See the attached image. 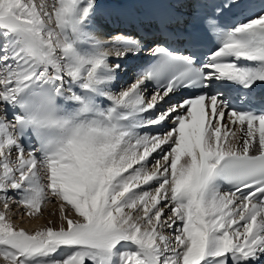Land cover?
I'll list each match as a JSON object with an SVG mask.
<instances>
[{"label":"snow or ice","instance_id":"1","mask_svg":"<svg viewBox=\"0 0 264 264\" xmlns=\"http://www.w3.org/2000/svg\"><path fill=\"white\" fill-rule=\"evenodd\" d=\"M0 204L3 264H264V0H0Z\"/></svg>","mask_w":264,"mask_h":264},{"label":"rangeland","instance_id":"2","mask_svg":"<svg viewBox=\"0 0 264 264\" xmlns=\"http://www.w3.org/2000/svg\"><path fill=\"white\" fill-rule=\"evenodd\" d=\"M54 206L52 204H48L44 206L43 215L38 216L36 218H29L27 216H24L22 212L17 211L16 206L13 204L11 205V211L7 213L9 218L12 220L13 224L18 228H24L26 231L29 229L30 231H34L39 227L45 226L48 219H55V217H52L49 215L53 211ZM3 210L2 204H0V211ZM28 230V231H29ZM29 231V232H30ZM0 264H3L2 261H0Z\"/></svg>","mask_w":264,"mask_h":264},{"label":"bare ground","instance_id":"3","mask_svg":"<svg viewBox=\"0 0 264 264\" xmlns=\"http://www.w3.org/2000/svg\"><path fill=\"white\" fill-rule=\"evenodd\" d=\"M98 21H100L99 20V18H98ZM103 27V26H102ZM104 28V27H103ZM104 30L106 31V32H108V33H110L111 34V32L110 31H108L107 29H105L104 28ZM118 34V33H117ZM111 35H115V34H111ZM121 77V76H120ZM119 77V79L117 80V81H115L114 83H115V85H116V87L114 88V91H118V90H120L121 89V87H123L124 85H125V81H123V79H121ZM16 206V205H15ZM54 206V205H53ZM55 207V206H54ZM54 209V208H53ZM51 219V218H50ZM50 219H48V220H50ZM29 230V229H28ZM27 230V231H28ZM30 231V230H29ZM31 232V231H30Z\"/></svg>","mask_w":264,"mask_h":264}]
</instances>
